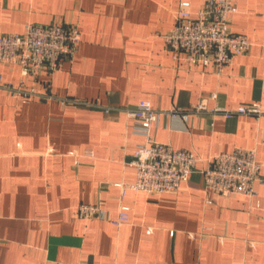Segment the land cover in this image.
I'll use <instances>...</instances> for the list:
<instances>
[{"label":"crops","instance_id":"crops-1","mask_svg":"<svg viewBox=\"0 0 264 264\" xmlns=\"http://www.w3.org/2000/svg\"><path fill=\"white\" fill-rule=\"evenodd\" d=\"M182 1L196 13L207 0H0L2 33L28 23L81 32L73 60L53 73L0 67L3 85L38 93L24 101L0 87V264H264V0H234L232 31L252 47L221 69L174 59L165 36ZM212 93L209 108L258 102L262 114L162 113L151 138L195 152L196 168L176 193L123 191L146 141L125 109L190 108ZM238 147L256 148L263 163L256 194L206 189L210 156ZM82 203L102 215L80 217ZM123 205L130 219L114 225Z\"/></svg>","mask_w":264,"mask_h":264},{"label":"built area","instance_id":"built-area-1","mask_svg":"<svg viewBox=\"0 0 264 264\" xmlns=\"http://www.w3.org/2000/svg\"><path fill=\"white\" fill-rule=\"evenodd\" d=\"M236 10L234 0H207L205 6L194 13L190 2L182 1L177 11L176 24L165 36L174 59L190 67L198 63H214L221 69L232 61L234 55L248 53L252 47L251 41L246 35L235 33L231 28L232 14ZM80 42L81 32L76 24L28 23L23 32H0V67L19 65L24 76L37 77L43 72L52 73L64 60H73ZM0 87L10 89L24 101L38 95L34 89L3 85L1 72ZM216 97L217 94L212 93L190 108L173 106L165 111L142 102L125 109L128 117L135 121V129L145 135L146 141L133 151L130 164L136 168V179L122 185L123 191L131 189L146 193H176L181 183L188 181L194 172L199 161L195 152L151 138V128L162 113L182 122H187L193 112H209L225 117L262 114V106L258 102L235 109L217 105L209 108V99ZM51 98L60 100L64 105L89 104L72 97ZM110 110L109 107L104 108L106 113ZM262 166L256 148L238 147L233 151L215 153L201 172L204 187L224 196H254L255 182L260 179ZM129 209L123 205L112 223L117 226L127 223L130 219ZM78 212L84 219L101 216L103 213L100 206L87 203L80 204Z\"/></svg>","mask_w":264,"mask_h":264},{"label":"rangeland","instance_id":"rangeland-1","mask_svg":"<svg viewBox=\"0 0 264 264\" xmlns=\"http://www.w3.org/2000/svg\"><path fill=\"white\" fill-rule=\"evenodd\" d=\"M64 61H65V60H64ZM53 72H54V71H53ZM53 72H52V73H53ZM47 73H49V72H47Z\"/></svg>","mask_w":264,"mask_h":264}]
</instances>
